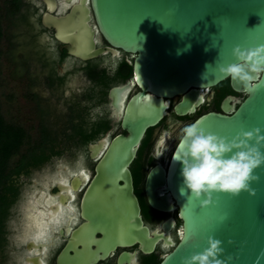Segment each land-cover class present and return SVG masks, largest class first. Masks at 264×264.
<instances>
[{
    "label": "water",
    "instance_id": "water-1",
    "mask_svg": "<svg viewBox=\"0 0 264 264\" xmlns=\"http://www.w3.org/2000/svg\"><path fill=\"white\" fill-rule=\"evenodd\" d=\"M41 2L40 24L68 56L86 62L124 53L132 68L131 78L108 94L111 116L123 133H108L88 146L94 171H81L74 188L82 190V223L67 230L70 236L58 263L95 264L116 249L135 245L147 256L162 242L168 251L159 264H185L202 254L212 238L221 242L216 259L222 264H264V164L254 170L259 179L250 182V191L213 193L212 202L204 204L206 197L194 198L183 189L178 159L185 144L179 139L166 168L158 163L145 181L151 209L177 212V243L170 238L173 218L152 231L144 224L129 169L146 131L168 115L169 100L181 97L173 107L177 117L192 115L202 103L203 90L226 80L242 97H225L221 113L207 112L193 122L228 140L253 132L250 145L256 144L257 135L264 136V73H253L257 86L247 91L220 72L239 62L233 55L237 46L242 51L264 49V0ZM101 42L106 46H99ZM257 147L264 153V142ZM136 253L123 251L118 264H134Z\"/></svg>",
    "mask_w": 264,
    "mask_h": 264
},
{
    "label": "flooded vegetation",
    "instance_id": "flooded-vegetation-1",
    "mask_svg": "<svg viewBox=\"0 0 264 264\" xmlns=\"http://www.w3.org/2000/svg\"><path fill=\"white\" fill-rule=\"evenodd\" d=\"M37 2L41 15L44 5L41 0H37ZM49 32L52 34L51 31ZM50 39L56 51V56L52 59L54 77H50L47 69H44L43 79L48 94L54 98L51 99L52 102L55 105L64 104L69 108V129L63 137L64 143L61 140L58 141L55 135L42 134L37 148L26 149L11 164L9 176L1 187L2 192L5 190L4 196L8 202L2 223L7 245L0 247V264H59L57 258L64 250L70 236L67 234V230H74L82 223L79 217V201L82 190L75 192L74 188L81 171L91 175L94 171L95 162L90 159L87 148L108 133L111 135L123 133L120 130L119 122L111 116L108 94L111 88L124 84L131 78L132 68L131 65L127 64V61L131 59L130 56L120 53L117 58L103 56L82 62L68 56L65 50H61L62 46L53 37ZM99 46L104 47L106 44L101 42ZM62 55L65 57L61 60L59 56ZM89 62H98L97 67L80 70L86 79V85L78 91H71V99L67 102L63 89L65 81L71 76L68 64L81 68ZM121 62L130 66V69L118 70L117 67ZM115 79H122L123 81L112 85L111 82ZM135 91L138 90L135 88ZM203 93L202 103L195 112L183 117H177L173 113V107L181 100V97L169 100L168 115L156 127L146 131L135 159L129 168L134 194L137 197L144 224L152 231L169 218H173L175 224L170 231V238L174 243H177V236L180 231L177 212L159 213L151 209L146 195L145 181L149 171L158 163L166 168L163 162L169 144L184 125L192 123L197 117L207 112L221 113L220 103L227 96L242 97V95L235 93H227L222 96V91L217 86L203 90ZM218 100V109H216ZM105 124L108 128L101 138L96 142L87 144L85 150L79 148L81 138L79 128L88 134L96 126ZM67 136L71 137L69 142ZM43 137H45L44 140ZM67 145L70 148L63 149ZM79 151L86 163L84 167L76 164L62 167L51 164L55 158L66 153L77 158ZM58 153H60L59 156ZM20 159H22L21 170L13 173L12 171L18 166ZM12 220L17 221L16 229L10 227ZM11 233L20 234L19 243H8V236ZM123 251L137 252L134 264H145L143 257L150 256L142 255L138 251V246L135 245L129 249H116L106 259L95 264H118L117 259ZM167 251V248L160 242L153 254L161 259ZM70 255L73 254L70 253Z\"/></svg>",
    "mask_w": 264,
    "mask_h": 264
},
{
    "label": "rangeland",
    "instance_id": "rangeland-1",
    "mask_svg": "<svg viewBox=\"0 0 264 264\" xmlns=\"http://www.w3.org/2000/svg\"><path fill=\"white\" fill-rule=\"evenodd\" d=\"M24 5H29L34 10H39L37 0H22ZM9 0H0V16L2 37L0 38V113L5 120L21 126L28 134V140L20 150L22 154L26 149L37 148L42 134L55 135L57 140L64 143L63 137L69 129L70 111L64 104L52 102L54 99L48 94L43 79L44 69L35 57V49L44 51L47 58H55L54 44L49 34L42 32L37 25L34 14L29 20L35 35L36 47L29 45L28 29L17 20V16H11L8 12ZM25 9V7H24ZM33 10V11H34ZM23 12V8H22ZM71 76L65 81V100L71 99V91H78L86 85V79L80 72V67L68 64ZM74 70V72H72ZM180 139V131L171 140L168 151L165 154L164 165ZM67 145L63 149H69ZM18 158L15 157L12 163ZM53 166L86 165L81 152L74 158L69 153L55 158ZM12 229L17 228V221L12 220ZM9 244H17L21 240L18 233L8 236ZM8 258L6 257V260ZM5 260V259H4Z\"/></svg>",
    "mask_w": 264,
    "mask_h": 264
},
{
    "label": "clouds",
    "instance_id": "clouds-1",
    "mask_svg": "<svg viewBox=\"0 0 264 264\" xmlns=\"http://www.w3.org/2000/svg\"><path fill=\"white\" fill-rule=\"evenodd\" d=\"M262 51L264 49L242 51L237 46L233 55L239 62L221 67L220 72L239 81L247 91H252L257 86L253 73L257 77L264 73ZM253 134L243 132L228 140L206 132L199 122L184 125L180 130V141L185 144V150L178 159L182 164L183 189H187L194 198L206 197L202 201L204 204L212 202L213 193L238 195L241 191H250V182L259 179L253 175L254 170L264 164V153L257 147L264 142V136L257 135L256 144L250 145L248 141ZM220 243L210 238L209 247L202 254L186 260L185 264H222L216 259L222 252Z\"/></svg>",
    "mask_w": 264,
    "mask_h": 264
},
{
    "label": "trees",
    "instance_id": "trees-1",
    "mask_svg": "<svg viewBox=\"0 0 264 264\" xmlns=\"http://www.w3.org/2000/svg\"><path fill=\"white\" fill-rule=\"evenodd\" d=\"M8 12L11 16H17L18 22H20L22 25H24L29 33H28V39H29V45H31L33 48L36 47V41H35V35L31 32L33 31L32 24L29 20V17L31 14H34L36 18V22L38 27L42 32H45L49 34V37L52 38V34L44 29L40 24V11L34 10L33 7L29 5H24L22 0H9L8 2ZM25 7V9H24ZM23 8V12H22ZM34 10V11H33ZM2 37V26H1V16H0V38ZM35 49V48H34ZM54 54L56 56V51L54 50ZM35 59L42 64L43 69H47L48 75L51 77H54V67L52 63V58H47L44 51L36 50L34 53ZM65 56H59V59H64ZM97 63L89 62L86 63L84 67H81L80 70H89L94 67H97ZM118 70H124V69H130V66L126 65V63L121 62L118 67ZM127 76V75H126ZM123 80H113L111 84H118L121 83ZM55 82V81H54ZM222 91V96L227 93H233L231 92L229 88V82L228 80L220 83L217 86ZM220 100V99H219ZM216 103V109H218V102ZM108 126L105 125H98L96 126L91 133H86L82 128H79V134L81 135L80 141H79V148L82 150H85L86 145L92 142H96L99 138L103 136L105 131L107 130ZM28 134L27 132L19 125H16L14 123L7 122L3 115L0 113V247L7 245V240L4 235V230L2 223L4 222L5 214H6V206H7V198L4 196V192H2L1 187L3 186L4 181L9 176L10 172V166L12 164L13 158L20 155V150L23 147V145L28 140ZM45 137H43V140ZM68 142L71 140L70 136H67ZM60 153H58V156ZM22 166V159L19 160L18 166L12 171L13 173L18 172L21 170ZM8 191V189H6ZM2 259V258H1ZM145 264H159L160 258L157 257L155 254H152L148 257H143Z\"/></svg>",
    "mask_w": 264,
    "mask_h": 264
},
{
    "label": "snow or ice",
    "instance_id": "snow-or-ice-1",
    "mask_svg": "<svg viewBox=\"0 0 264 264\" xmlns=\"http://www.w3.org/2000/svg\"><path fill=\"white\" fill-rule=\"evenodd\" d=\"M81 175H83V173H81Z\"/></svg>",
    "mask_w": 264,
    "mask_h": 264
}]
</instances>
